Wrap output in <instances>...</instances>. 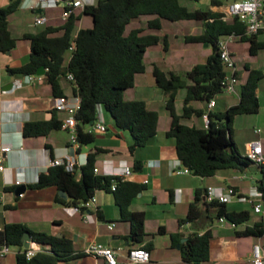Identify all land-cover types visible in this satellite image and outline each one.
<instances>
[{
  "label": "trees",
  "instance_id": "trees-1",
  "mask_svg": "<svg viewBox=\"0 0 264 264\" xmlns=\"http://www.w3.org/2000/svg\"><path fill=\"white\" fill-rule=\"evenodd\" d=\"M21 2L22 0H10L6 5L0 6L1 52L14 48L18 40L9 30V16L19 9ZM221 2L210 0L213 6L220 5ZM81 14L91 17V26L75 31L76 21ZM144 15L151 16L146 23L149 29L154 30L162 28V20L200 21L202 32L185 35L184 40L207 44L212 48L204 62L196 63L184 75L165 73L157 66L153 67L156 85L167 95L165 108L170 116V124L165 136L173 139L179 162L188 171L196 172L200 177H210L224 169L244 171L254 163L237 150L231 138V122L238 114L257 112L259 102L256 91L258 82L264 78L262 71L250 69L246 82L240 86L239 101L224 111H211L206 127L183 122L203 114L204 109L195 107L194 101L207 102L223 91L221 80L224 68L217 50V41L221 36L233 34L238 36L240 41L249 42V52L253 55L257 54L259 49H264V41L257 39L261 32L246 35L244 24L236 17L224 20L219 11L210 7L189 9L180 0H96L85 4L79 15L72 12L68 19L57 27L46 25L35 33L23 34L21 39L29 41L28 60L19 67L9 68L8 71L17 76L34 74L42 66L45 69L43 81L50 86L52 95L57 98L65 97L60 80L65 78L67 73H72L75 81L72 94H78L81 98L80 108L75 114L80 146L95 141L94 133L85 130V126H90L96 120L97 107L101 106L114 128L129 133V150L133 153L135 149L144 147L157 134L158 113L149 109L143 100L125 99L124 91L134 86L137 74L145 71L144 55L147 48L159 42H162L165 50L168 46L166 33L162 36L143 34L141 27L127 31V26L133 20ZM72 42L74 49L69 51ZM245 68L249 69L247 65ZM179 89H184L185 94L181 112L178 113L175 99ZM57 111L60 110L53 108L50 111L51 118L47 120L26 121L22 126V135L25 138L45 136L60 129L62 120L57 117ZM138 163L136 161L134 166ZM94 167L95 158L88 155L85 164L81 166V176L78 179L74 168L67 170L64 165L53 164L40 172L37 180L29 186H55L67 194V198L57 195V203L79 207L81 210V204L93 196L96 190L111 191L115 194L119 206L120 219L130 223V237L133 241L141 242L147 235L144 231L145 213L129 210L131 199L140 191L141 186L125 181L119 175L95 173ZM113 182L116 183L114 190L111 189ZM202 193L203 188L195 189L194 198L188 204L186 216L179 219V225L195 223L202 217H208L210 220L224 217L234 226L249 220V211H229L224 202L203 201ZM209 210L215 211L213 217L205 214ZM25 232L30 234L31 241L43 247L42 251L36 252L29 259L25 256L27 249L23 248L22 237ZM235 234L238 237H261L264 235L263 220L260 219L251 226L246 225L235 231ZM169 236L173 245L179 244L181 258L187 264H201L209 259V230L187 235L175 231L169 233ZM182 238L186 240L181 242ZM0 244L18 248L14 264H58L73 257V247L69 239L43 231H32L21 223H6L0 230ZM141 246L148 252L153 249L151 241Z\"/></svg>",
  "mask_w": 264,
  "mask_h": 264
},
{
  "label": "crops",
  "instance_id": "crops-1",
  "mask_svg": "<svg viewBox=\"0 0 264 264\" xmlns=\"http://www.w3.org/2000/svg\"><path fill=\"white\" fill-rule=\"evenodd\" d=\"M9 1L0 0V6L6 5ZM31 1L22 0L19 8L27 9L26 5ZM59 9L62 12L61 3L56 7L44 9L43 13L47 17V22L44 25H35L40 27L38 30L25 31L23 34L35 33L46 25L51 28L61 25L64 21L61 19V13L57 15ZM81 10L82 8H75L74 14L79 15ZM83 15L81 14L76 21L75 31L89 27L82 25ZM80 22L81 25H79ZM148 33L157 34L155 31L146 34ZM20 41L22 39L17 40L11 50L0 51V90L2 91L0 94V145H8L11 148L5 157V169L0 171V230L6 223H21L32 231H43L69 239L73 247V257L69 261L58 264H106L103 258L84 253V248L90 241L111 247L121 246L124 249L138 247L151 241L153 249L149 252L150 260L146 264H187L181 258L177 245H173L169 233L180 231L187 235L209 230L211 233L209 259L201 264H253L252 245L256 242L264 243V235L251 236L253 239L247 240L235 234V231L246 225L251 226L260 219L263 220L264 225V215L255 213L249 202L233 198L226 203L229 211H249V220L238 226H232L227 220L220 223L218 218L210 220L208 217H202L195 223L187 222L181 225L178 223L179 219L186 216L188 204L193 200L196 188H203V201L208 186L214 187L217 192L233 187L239 195L248 196L258 186L264 171V165L251 164L244 171L224 169L210 177H200L188 170L179 172L183 166L177 158L174 141L165 136L170 124V116L165 108L167 95L157 87L152 72L153 67L157 66L165 73L174 72L184 75L199 62L193 60L186 63L183 59L167 57L169 45L168 51L162 48L164 52L162 55L158 52L152 54L150 70L144 62L143 73L150 72L153 79L142 88L141 96L135 99L145 101L149 109L158 113L157 134L144 147L137 148L131 153L129 133L114 128L111 120L105 116L107 126L105 132H95V141L90 144L73 147L69 142L68 131L62 127L45 136L25 138L22 135V126L26 121L50 119V111L58 107L62 98L53 96L50 86L44 81L12 88L13 81L18 76L11 74L8 69L24 64L30 53L29 41L25 39L26 42L21 48L18 47ZM167 41H170L169 36ZM204 47L212 51L210 45L204 44ZM60 86L64 91V98L71 101L72 84L66 78H62ZM179 94L181 93L178 91L175 107L177 100L182 102L185 91L180 97ZM156 97L159 98L156 99ZM201 107L205 110L206 104H202ZM215 107L213 111H220L215 110ZM66 116L67 113L64 110L57 111V117L62 121ZM160 119H163V124ZM186 121L190 125L204 126L201 117L197 119L193 116ZM88 128L89 126H85V130ZM88 155L94 156L98 173L105 175L122 176L124 165L131 166L132 174L124 179L141 186L140 191L129 204L130 211L145 213L144 231L147 235L141 242L133 241L130 237V223L120 219L119 206L113 192L105 189L96 190L94 194L96 203L89 208L74 212L70 209L71 205L64 206L55 201V197L59 195V190L55 186L44 188L29 186L37 180L40 172L51 165L53 159L73 158L76 162L74 169L79 179L81 166L85 164ZM136 161L139 163L134 166ZM248 170L251 171L247 172ZM145 179L147 182H144ZM15 181H19V184ZM21 185L25 186V190L17 194L16 189ZM205 214L213 217L215 211L209 210ZM109 223H114L111 229L108 228ZM32 242L34 246H39L43 250V247L34 241H31L30 245ZM17 252V247L10 249L7 255L0 257V264H14Z\"/></svg>",
  "mask_w": 264,
  "mask_h": 264
},
{
  "label": "built area",
  "instance_id": "built-area-1",
  "mask_svg": "<svg viewBox=\"0 0 264 264\" xmlns=\"http://www.w3.org/2000/svg\"><path fill=\"white\" fill-rule=\"evenodd\" d=\"M220 5H214L215 11L222 13V18L224 20L231 18H238L245 26L246 35H254L260 32H264V0H221ZM62 4L61 19L66 21L70 14L74 12L75 8H83L85 4L90 3L86 0H32L26 7L35 12L34 24L44 25L47 22V17L43 13L44 9L51 7H56ZM38 9L41 12H36ZM238 38L233 34H228L221 36L217 41V50L219 53V59L224 68V74L221 80L222 92L228 94L236 95V84H237V68L236 64L232 59L231 51L229 49V44L234 39ZM74 49V43L72 42L68 50L72 51ZM45 70V69H44ZM72 85L75 87V81L72 73H67L65 77ZM43 81V75L34 74H24L19 75L12 84V88H20L24 85H31L35 83H40ZM0 90V94H1ZM68 101L65 98L60 99L58 105L59 110H64L67 113L66 118L62 121L61 127L68 131L69 142L73 147H78L80 143L77 140L75 114L80 108L81 98L78 94H73ZM215 106L214 97L209 99L206 103V108L201 115L204 126L206 127L209 121V113L213 111ZM97 118L89 126L88 132H105L107 126L105 124L103 109L101 106L97 107ZM257 134L261 133V129L257 128L255 130ZM11 150L8 145H0V171L5 169V157L6 154ZM247 159L253 162L257 166L264 165L263 157V147L261 138L254 139L249 143L248 150L245 153ZM75 160L73 158L67 159H53L51 160V165H64L67 170H72L75 166ZM187 169L183 167L179 172L186 171ZM94 172H98V169L94 167ZM132 174L131 166L125 164L122 171V178L130 176ZM147 182V179L144 180ZM19 184V181H15ZM116 183L113 182L111 189L114 190ZM233 198L238 201L249 202L255 213H260L264 215V174L262 175L259 184L254 188L253 193L248 196L239 195L233 187H227L224 191L217 192L212 186H208L205 190V200L207 202L218 200L220 202L227 203ZM96 203L95 195L91 196L88 200L83 202L81 206L83 209L89 208ZM72 211H81L79 207L72 206L70 208ZM224 217H219L218 221L220 223L225 222ZM232 226H234L231 223ZM114 223H109L108 228H112ZM24 248V247H23ZM25 251V256L27 259L35 255L36 252L42 251L39 246L29 245ZM10 251V246L7 244H0V257H4ZM84 253L94 257H101L105 260L106 264H146L150 260L149 252L142 246L124 249L121 246L111 247L104 245L96 241H90L84 248ZM251 261L253 264H264V243L256 242L252 245Z\"/></svg>",
  "mask_w": 264,
  "mask_h": 264
},
{
  "label": "rangeland",
  "instance_id": "rangeland-1",
  "mask_svg": "<svg viewBox=\"0 0 264 264\" xmlns=\"http://www.w3.org/2000/svg\"><path fill=\"white\" fill-rule=\"evenodd\" d=\"M96 0L91 1L90 3L95 2ZM182 4L186 5L189 9L196 8H212L213 5L210 4V0H180ZM213 9V8H212ZM61 9L57 11V15H60ZM35 14L32 10L19 8L16 12L9 16V29L14 37H17L18 40H21L22 34L25 31H36L40 27L35 26L34 24ZM84 21L83 24L80 22L79 25L84 27L91 25V17L87 14L83 15ZM149 15L141 16L138 19L133 20L128 26L127 31L134 27L143 28V34H146L150 31H155V33L162 35L167 33L170 41H168V50L167 57H173L172 59H183L184 62H191L195 60L196 62H204L206 56L209 54L210 49L204 47V44L185 42V35L199 34L202 32L203 27L200 21L194 20H179V21H167L163 20V27L160 30L149 29L147 27L146 20L150 18ZM259 41H264V32H261L257 35ZM25 39L19 42L18 47H22L25 43ZM162 43L159 45L150 46L147 50V53L144 56V62L146 63L148 69L150 70V61L152 59V54L155 52L164 53L162 50ZM229 49L231 51V56L233 61L236 64L237 68V84H236V95L228 94L226 92L219 93L214 97L215 100V110L224 111L228 106L233 105L239 101V92L240 86L246 82L247 76L250 69H258L264 73V49H259L257 54L253 55L249 52V42H242L239 38L234 39L229 44ZM167 50V51H168ZM170 53V54H169ZM158 55V54H156ZM162 65V63H160ZM248 66L249 69H246L245 66ZM183 68L185 66L183 65ZM152 75L150 72L141 73L136 75L134 86L128 88L124 91L125 99H135L141 96L142 88L149 84L152 81ZM179 93H183L184 89H179ZM257 97L259 102V107L257 112L238 114L236 115L231 122V138L236 145L237 150L243 154L247 148L248 144L254 140L261 138L262 147H263V157H264V78L258 82L257 87ZM149 93V90H148ZM179 94V97L181 96ZM178 97V98H179ZM159 97H156L158 99ZM205 101L196 100L193 102L194 106L201 107L202 104H206ZM182 102L181 100L176 101V111L181 112ZM104 116L109 119V116L105 111H103ZM196 118H200L196 116ZM163 124V119H160ZM183 122L187 123L186 120ZM161 124V125H162ZM261 129V133L257 134L255 130ZM227 138H229L228 132H226ZM255 169V168H254ZM248 170L247 172H250ZM177 222H175L176 224ZM241 239H253L251 236H241ZM15 247L10 246V249L13 250Z\"/></svg>",
  "mask_w": 264,
  "mask_h": 264
},
{
  "label": "water",
  "instance_id": "water-1",
  "mask_svg": "<svg viewBox=\"0 0 264 264\" xmlns=\"http://www.w3.org/2000/svg\"><path fill=\"white\" fill-rule=\"evenodd\" d=\"M38 12H41V10L38 9ZM206 45H207V44H206ZM44 72H45V70H44V68L41 66V67L38 68V70H37L36 73H37V74H40V75H44ZM194 174L196 175V172H194ZM24 190H25V186H24V185H21V186L17 187V189H16V193H17V194H21ZM58 193H59V195H60L61 197H63V198H66V197H67V194H66L64 191H62V190H59ZM203 199L205 200V196L203 197ZM22 240H23V247H24V248H28L29 245H30V242H31L30 234H29L28 232H25L24 235H23V237H22ZM185 240H186V238H182V239H181V242H183V241H185ZM177 247H179V244H177Z\"/></svg>",
  "mask_w": 264,
  "mask_h": 264
}]
</instances>
